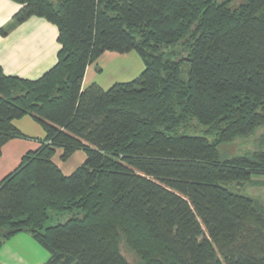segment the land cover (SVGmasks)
<instances>
[{"label":"trees","instance_id":"trees-1","mask_svg":"<svg viewBox=\"0 0 264 264\" xmlns=\"http://www.w3.org/2000/svg\"><path fill=\"white\" fill-rule=\"evenodd\" d=\"M0 33L31 16L57 28L55 63L28 79L0 66L2 145H40L0 179V246L27 232L39 264H264V208L225 184L264 174L258 149L221 159L217 146L264 127V0H13ZM134 50L142 71L81 87L104 51ZM76 150L69 174L53 161Z\"/></svg>","mask_w":264,"mask_h":264},{"label":"crops","instance_id":"crops-1","mask_svg":"<svg viewBox=\"0 0 264 264\" xmlns=\"http://www.w3.org/2000/svg\"><path fill=\"white\" fill-rule=\"evenodd\" d=\"M18 8L19 4L13 0H0V28L10 21ZM56 38V26L37 16L25 19L5 34L0 33V66L3 72L28 79L39 77L56 61V54L59 48ZM129 53L104 51L94 62L87 65L81 87L83 88L92 82L97 83L104 89L109 87L103 85L101 79H99L103 70L102 64H104H101L102 58H106L104 60L106 64L109 60L114 63L117 60L121 67V63H124L122 59L127 57ZM132 61L137 69L139 67L138 61L136 59ZM122 69L126 72L130 68L123 67ZM13 124L24 137L10 138L2 145L0 179L19 164L21 156L25 152L36 149L44 137V132L40 125L30 116L15 119ZM60 153L61 149L57 148L52 159L64 174H69L73 170L65 172L62 165L55 160V157H59ZM66 160L61 162H66ZM48 257L49 253L47 250L39 245L27 232L15 233L0 246V264H39Z\"/></svg>","mask_w":264,"mask_h":264},{"label":"rangeland","instance_id":"rangeland-1","mask_svg":"<svg viewBox=\"0 0 264 264\" xmlns=\"http://www.w3.org/2000/svg\"><path fill=\"white\" fill-rule=\"evenodd\" d=\"M127 57H124L122 61L124 63L107 61V64L102 58L101 64L103 65L102 73L99 77L101 83L106 86H110L114 82L128 81L136 77L143 69V63L138 54L131 50ZM133 59H136L139 63V67L136 69ZM120 67V68H119ZM123 67L130 68L128 71H123ZM136 69V70H135ZM135 70V71H134ZM134 71V72H133ZM264 133V127H258L252 133L247 136L237 137L230 142L221 143L217 146V151L221 159H228L234 156L242 155L247 152H251L258 149V142L261 135ZM264 148V146L260 147ZM85 158V152L83 150L75 151L66 162H61L59 157H55V160L62 165L64 171L70 172L74 170ZM231 191L249 195L261 203L264 204V174H254L250 180L246 181H232L225 184ZM41 248V247H40ZM118 248L121 255L129 264H140V258L136 255L135 251L129 247L125 241V238L120 235L118 239ZM41 250H43L41 248ZM44 262V261H43ZM42 263V262H41Z\"/></svg>","mask_w":264,"mask_h":264}]
</instances>
